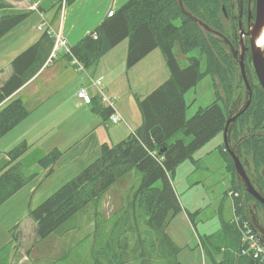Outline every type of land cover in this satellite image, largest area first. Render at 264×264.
Masks as SVG:
<instances>
[{
  "label": "trees",
  "instance_id": "16d2710c",
  "mask_svg": "<svg viewBox=\"0 0 264 264\" xmlns=\"http://www.w3.org/2000/svg\"><path fill=\"white\" fill-rule=\"evenodd\" d=\"M74 1L66 0L65 5ZM183 2L188 12L221 31L223 6L219 0ZM2 10L9 11L0 15V39L31 13L14 9L8 0H0ZM125 39L129 40V68L160 47L171 77L139 98L142 122L136 135L130 133L115 144L103 143L97 159L35 207L30 215L36 223L38 239H45L76 215L81 206L92 198H102L117 181L137 169L141 173L140 182L133 190L126 212L110 229V235L106 236L102 223L97 222L95 264H183L179 259L181 248L168 232L170 223L183 209L173 178L184 161L195 162L196 151L224 131L227 109L239 87L237 70L222 39L204 31L184 13L179 0H129L72 46V55L85 68H90ZM176 45L184 54L194 53L189 57L187 68H181L175 57L173 49ZM47 46L53 49L54 38L44 32L37 43L13 60V72L0 86V138L29 116L30 111L21 98L5 101L44 65L48 58L45 56ZM203 60L206 66L202 72ZM207 75L219 78L226 96L225 104H220L217 94L213 103L187 119L185 93ZM93 100L98 103L94 110L108 119L111 109L101 105L99 97L95 96ZM247 129L253 134L242 140V133ZM180 130L192 136L190 142L184 139L170 141ZM231 138L234 142L242 140L238 148L240 156L246 154L256 168H264V90L258 85H254L251 105L234 124ZM29 147L26 142L19 144L9 152L10 162L0 165V206L29 181L21 163ZM220 153L227 160L226 168L232 174L233 188L241 190L233 160L224 145L220 147ZM62 155L63 151L55 148L39 158L38 163L48 168ZM226 227L232 229L237 247L225 252L223 260L215 264H258L251 254H241L242 244L236 227L231 222ZM66 255L52 264H64L59 261L64 262Z\"/></svg>",
  "mask_w": 264,
  "mask_h": 264
},
{
  "label": "crops",
  "instance_id": "0c3cea01",
  "mask_svg": "<svg viewBox=\"0 0 264 264\" xmlns=\"http://www.w3.org/2000/svg\"><path fill=\"white\" fill-rule=\"evenodd\" d=\"M8 1L14 5V9L31 13L25 21L0 39V86L11 76L13 60L41 39L45 30L38 29V25L43 19L55 31H61L72 47L93 32L105 20L110 10L118 11L129 0H75L64 11L58 10L56 1L51 3L52 9L43 7L41 0H21L19 5L17 3L20 0ZM34 5L38 9H33ZM8 11L2 10L0 15ZM112 50L101 57L96 67L101 65L102 59ZM46 52L45 56L48 58L39 71L5 101L7 103L14 98H21L30 114L0 138V165L10 162L9 152L26 142L30 147L21 163L29 181L0 206V264H27L26 260L30 261L32 255L37 254V250L30 247L29 242L32 234L36 235V223L30 215L31 211L97 159L103 143L115 144L127 138L134 130L129 126L128 116L125 115L130 111L129 102L125 113L117 107V100L115 106L124 116L130 132L123 126L111 128L113 125L109 118L104 119L94 110L98 105L97 101L86 103L77 96L84 86H88L89 91L95 94L96 87L92 85V80L99 79L109 97L119 95L113 89L117 81L115 69H106L104 66L78 70L64 48L57 52V57L51 62L49 57L52 49L47 46ZM120 64L123 63L117 65ZM137 97L140 96L136 95ZM133 102L138 106L137 100ZM99 103L107 107L101 101ZM131 119L139 122V127L142 121L140 110L137 114L135 109ZM117 128H123L126 133L116 134ZM55 148L63 151L62 157L51 167H41L39 158Z\"/></svg>",
  "mask_w": 264,
  "mask_h": 264
},
{
  "label": "rangeland",
  "instance_id": "374dc122",
  "mask_svg": "<svg viewBox=\"0 0 264 264\" xmlns=\"http://www.w3.org/2000/svg\"><path fill=\"white\" fill-rule=\"evenodd\" d=\"M41 1H43L42 6L47 9H52L51 3L56 1L58 10L61 9L63 3H66V0ZM20 3L21 0L17 4ZM70 5L68 4L67 8ZM22 7L25 8V5ZM122 42L102 59L99 67H96L98 61L91 68L98 69L105 66L106 69L109 67L115 69L117 81L115 80L113 89L120 94L112 97L115 101L117 100V107L123 113L127 110L128 102L130 103V111L128 110L125 115L128 116L129 126L136 130L139 122L133 121L131 118L134 117L135 109L139 114V107L134 104L133 100H137L138 103L140 97H145L170 78L171 72L160 47L140 63L129 68L127 66L129 40L125 39ZM173 50L181 68H187L190 65L189 57L194 53L184 54L178 45ZM119 63L123 64L117 65ZM205 66V61H201L202 72ZM245 92L244 87L239 86L236 100L244 103ZM217 94L220 96V104L224 105L226 96L219 78L212 75L202 77L194 87L185 93L186 118L190 119L200 108L213 103ZM136 95L140 97L136 98ZM130 99H132L131 102ZM112 125L108 123V128L123 126L128 132L131 131L127 127V123L124 122ZM123 128H117L115 133L124 135L126 132ZM178 139H184L188 143L192 136L186 135L184 131L180 130L171 137L170 141L174 142ZM224 143V133L221 132L196 151L195 162L187 159L182 163L173 178V184L183 209L181 214L179 213L180 215L178 214L170 223L168 232L181 248L179 259L183 264H214L213 261L219 263L223 260L225 252L233 251L237 247L236 240L231 234L232 229L226 227L233 217V200L229 191L234 187V184L232 174L226 168L227 160L220 153V147ZM245 156L251 162L250 157L244 154ZM140 178L141 173L137 169H132L117 181L102 198H92L81 206L76 215L49 237L38 239L37 235L32 234L29 240L30 247H34L37 254L32 255L30 261L26 260L27 264H52L66 253L65 261L60 260V263L95 264L97 222L102 223L105 235H110L112 226L122 213L126 212L127 204L131 200L133 190L139 184ZM195 212L198 213L191 215Z\"/></svg>",
  "mask_w": 264,
  "mask_h": 264
},
{
  "label": "flooded vegetation",
  "instance_id": "af4514ba",
  "mask_svg": "<svg viewBox=\"0 0 264 264\" xmlns=\"http://www.w3.org/2000/svg\"><path fill=\"white\" fill-rule=\"evenodd\" d=\"M222 6L226 8L227 14L223 11L221 20V32L233 44L235 51L228 47L230 55L234 61L237 70V79L239 86L244 87L246 91L245 80L242 77L240 61L244 59L246 70L250 76L253 88L254 85L261 87L256 74L253 63L252 38L254 45L258 46L257 42L264 40V27H256L257 18V0H219ZM260 47V46H259ZM262 88V87H261ZM239 103H241L238 100ZM249 129L243 131L242 140L252 135ZM242 163L244 165L247 176L250 180L238 178V184L241 187L242 197L245 199L243 213L249 219L253 228L259 234L261 241L264 242V203L259 199H264V168H256L253 163L244 154ZM251 189L252 192L248 190ZM252 193V194H251ZM255 193V195H253Z\"/></svg>",
  "mask_w": 264,
  "mask_h": 264
},
{
  "label": "water",
  "instance_id": "95a60500",
  "mask_svg": "<svg viewBox=\"0 0 264 264\" xmlns=\"http://www.w3.org/2000/svg\"><path fill=\"white\" fill-rule=\"evenodd\" d=\"M179 3H180V7L182 11L186 13L188 16L192 17V19L196 23H198L204 29V31L212 32L216 34L218 37L222 39V41H224L226 44L230 46L233 52L235 51L233 44L227 38V36H225L221 31L211 27L209 24L204 22L202 19L188 12L185 8L183 0H179ZM223 11L225 12V14H227L226 8L224 6H223ZM256 27H264V0H257ZM251 40H252V50H253V55H252L253 63H254L256 74L261 84V87L264 90V46L263 47L255 46L254 39L252 38ZM240 68L242 72V77L245 80V85H246L245 101L244 103H239L236 100V95H237L236 93L234 94L231 100V103L227 109V123L223 131L224 139H225L224 146H225V149L228 151V153L233 158L238 177L242 180L246 178L248 182H250L247 176V173L245 171L244 165L242 163V158L238 152V148L242 140L240 139L237 142H232L233 140L231 138L232 128L234 124L236 123L238 118L249 108L252 102V97H253V86H252L251 80L249 79L244 59L240 61ZM248 190L252 192L250 188H248ZM253 195H255V193H253ZM259 199L261 200L262 203H264V199L260 197Z\"/></svg>",
  "mask_w": 264,
  "mask_h": 264
},
{
  "label": "built area",
  "instance_id": "2783aa9c",
  "mask_svg": "<svg viewBox=\"0 0 264 264\" xmlns=\"http://www.w3.org/2000/svg\"><path fill=\"white\" fill-rule=\"evenodd\" d=\"M33 8H36V6H34ZM108 14L112 16L114 14V10H110ZM43 28L46 30V32H48V34H54L56 39L49 61H52L56 57L57 51L60 48H65L66 52L72 55L71 46L69 45L67 39L63 36L61 31L55 32L45 19H43V21L38 25V29L42 30ZM96 37L97 35H95V38ZM72 57V63L76 65L77 69L84 70V65L78 60V58L73 55ZM92 85L96 87V94L101 97V100L113 110L110 116V121L113 124L124 121V117L114 106V100L111 97L107 96L104 89L102 88L101 80H92ZM77 95L83 101L87 103L91 102L92 95L89 93L88 87H82L78 91ZM153 154L155 155L156 152H153ZM240 195L241 193L236 190H232L230 192V196L233 200L232 223L235 225L240 235L242 244L241 254H251L258 260V264H264V243L261 242L251 223L247 219H245L243 214L241 213L240 210L243 204L242 202H237V200L240 198Z\"/></svg>",
  "mask_w": 264,
  "mask_h": 264
},
{
  "label": "bare ground",
  "instance_id": "6f19581e",
  "mask_svg": "<svg viewBox=\"0 0 264 264\" xmlns=\"http://www.w3.org/2000/svg\"><path fill=\"white\" fill-rule=\"evenodd\" d=\"M262 36H264V33H262ZM257 44H258V46L263 47L264 46V40L260 41L259 43L257 42Z\"/></svg>",
  "mask_w": 264,
  "mask_h": 264
}]
</instances>
